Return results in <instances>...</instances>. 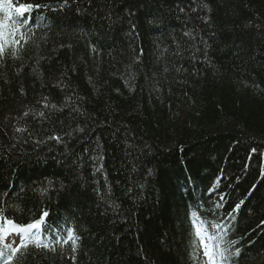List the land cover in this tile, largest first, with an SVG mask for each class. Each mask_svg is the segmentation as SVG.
Listing matches in <instances>:
<instances>
[{
	"label": "trees",
	"instance_id": "obj_1",
	"mask_svg": "<svg viewBox=\"0 0 264 264\" xmlns=\"http://www.w3.org/2000/svg\"><path fill=\"white\" fill-rule=\"evenodd\" d=\"M15 2L45 7L0 67V195L81 238L26 264H197L189 214L221 191L234 264H264V0Z\"/></svg>",
	"mask_w": 264,
	"mask_h": 264
},
{
	"label": "snow or ice",
	"instance_id": "obj_2",
	"mask_svg": "<svg viewBox=\"0 0 264 264\" xmlns=\"http://www.w3.org/2000/svg\"><path fill=\"white\" fill-rule=\"evenodd\" d=\"M67 3L68 0H64L65 7ZM43 7L45 5L39 3L18 4L15 0H0V67L6 66L8 57L13 59L22 58L20 53L25 50L26 45L33 42V36L35 35L32 28L33 20L30 19V16ZM180 11L183 12L184 9H180ZM185 35L195 39L191 33H185ZM205 47H207L206 42ZM20 91L23 93L22 88ZM66 99L71 101L72 97ZM67 106L65 104V107ZM42 107L63 111V108L57 109L56 104H49L46 97ZM71 111L83 115L79 106L72 108ZM30 114L47 118L45 111L36 112L33 109H27L22 112L19 119L29 117ZM15 131L25 133L28 129L26 127H16ZM78 131L83 132L84 129L79 128ZM66 135H70V133H66ZM49 139L57 142L62 141V137L58 135L50 136ZM253 152H255V149H253ZM215 183L218 185L219 181ZM39 191L43 194L46 190L41 189ZM213 193H216V187L209 190L210 196ZM217 195L219 198L214 203L216 214L211 221H206L199 214V207L189 214L190 228L194 230L195 236L192 243V255L197 264H234V261L241 255V249L238 246L239 241L230 238L231 221L235 219V213L239 212L245 201L240 200L235 203L230 213L221 215L228 194L221 191ZM7 197V192L0 195V264H26V259L31 255L32 250L56 253L58 248L63 249L66 245H70L71 259L75 262V254L81 239L75 228L58 229L50 238L46 235V233L52 231L47 227L50 216L48 211L41 212L39 218H35L30 222L20 223L17 218H14L15 209L9 203Z\"/></svg>",
	"mask_w": 264,
	"mask_h": 264
},
{
	"label": "bare ground",
	"instance_id": "obj_3",
	"mask_svg": "<svg viewBox=\"0 0 264 264\" xmlns=\"http://www.w3.org/2000/svg\"><path fill=\"white\" fill-rule=\"evenodd\" d=\"M259 173H260V175H263L264 176V170L263 169H259ZM218 200V199H217Z\"/></svg>",
	"mask_w": 264,
	"mask_h": 264
},
{
	"label": "rangeland",
	"instance_id": "obj_4",
	"mask_svg": "<svg viewBox=\"0 0 264 264\" xmlns=\"http://www.w3.org/2000/svg\"><path fill=\"white\" fill-rule=\"evenodd\" d=\"M192 181H194L192 178H190Z\"/></svg>",
	"mask_w": 264,
	"mask_h": 264
}]
</instances>
